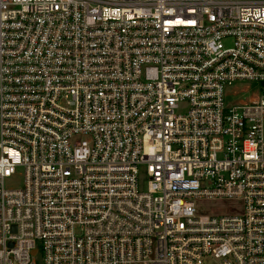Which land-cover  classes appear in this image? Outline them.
<instances>
[{
  "label": "built area",
  "instance_id": "obj_1",
  "mask_svg": "<svg viewBox=\"0 0 264 264\" xmlns=\"http://www.w3.org/2000/svg\"><path fill=\"white\" fill-rule=\"evenodd\" d=\"M38 252L264 264V0H0V264Z\"/></svg>",
  "mask_w": 264,
  "mask_h": 264
},
{
  "label": "rangeland",
  "instance_id": "obj_2",
  "mask_svg": "<svg viewBox=\"0 0 264 264\" xmlns=\"http://www.w3.org/2000/svg\"><path fill=\"white\" fill-rule=\"evenodd\" d=\"M231 88V87H230ZM232 89V88H231ZM252 89V87H251ZM253 90V89H252ZM251 92L244 93L242 95L229 96L227 101L232 100H245ZM181 111V110H180ZM5 185L8 188H18L23 183L22 169L17 168L15 173L5 178ZM139 185L141 189L147 188V176L144 170V166L139 167ZM195 210L197 214H211V215H222L227 214L230 211H237L241 209L242 204L238 199L233 198H197L194 200ZM35 264H43L42 254L38 252L33 256Z\"/></svg>",
  "mask_w": 264,
  "mask_h": 264
},
{
  "label": "water",
  "instance_id": "obj_3",
  "mask_svg": "<svg viewBox=\"0 0 264 264\" xmlns=\"http://www.w3.org/2000/svg\"><path fill=\"white\" fill-rule=\"evenodd\" d=\"M35 252V251H34Z\"/></svg>",
  "mask_w": 264,
  "mask_h": 264
}]
</instances>
